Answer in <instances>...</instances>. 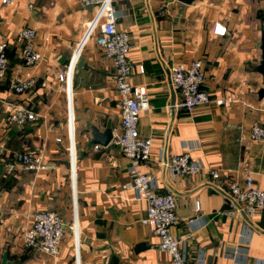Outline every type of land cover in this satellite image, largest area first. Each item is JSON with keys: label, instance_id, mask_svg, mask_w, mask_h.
Wrapping results in <instances>:
<instances>
[{"label": "crops", "instance_id": "1", "mask_svg": "<svg viewBox=\"0 0 264 264\" xmlns=\"http://www.w3.org/2000/svg\"><path fill=\"white\" fill-rule=\"evenodd\" d=\"M112 4L117 28L129 33V81L143 86L148 96L138 124L140 136L151 139L150 160L142 169L152 176L156 192L174 194L179 221L171 230L182 239L185 261L264 264V207L249 218L229 212L223 194L211 187L209 174L212 167L229 181L242 182L249 173L264 189V140L250 138L253 122L264 126V100L256 93L263 86L256 67L264 0ZM95 14V8L79 0H0V42L7 45L9 63L0 83V161L20 151H41L55 165L39 172L18 167L9 175L12 187L0 190V240L6 227L14 231L21 226L24 231L34 211H56L66 225L56 257L26 247L22 232L21 253L13 257L7 251L11 264H105L111 254L120 264H170L157 236L141 223L147 202L122 186L128 180V159L113 140L93 143L91 127L99 132L109 127L115 136L121 123L114 69L94 42ZM217 21L227 28L223 37L212 35ZM24 28L35 31L34 44L43 57L38 65L24 66L18 57ZM72 58L78 59L67 86L57 74ZM193 60L201 61L202 88L211 101L187 113L172 107L180 95L170 83V70ZM27 79L32 81L28 90L12 92V81ZM11 103L32 109L37 119L9 126ZM164 147L168 153L187 150L202 170L171 175L159 163ZM195 201L200 203L198 211ZM25 254L27 260L16 262Z\"/></svg>", "mask_w": 264, "mask_h": 264}, {"label": "built area", "instance_id": "2", "mask_svg": "<svg viewBox=\"0 0 264 264\" xmlns=\"http://www.w3.org/2000/svg\"><path fill=\"white\" fill-rule=\"evenodd\" d=\"M13 1L1 0V3L11 4ZM79 1L85 7L96 9L92 29L97 27L98 33L94 37V42L102 49L104 56L111 61L114 69L113 83L121 97L120 131L115 132L112 140L129 161L128 180L122 186L132 189L137 200L142 199L147 202L145 216L141 218V223L148 225L157 236L158 247L169 256L170 264H188L181 248L182 239L175 236L171 230L179 221L174 194L156 192L152 176L142 169V165L150 160L151 139L140 136L138 124L141 111L148 105V96L143 86L132 85L129 81L131 74L129 33L117 28L113 0ZM211 32L213 36L223 37L227 33V28L217 21L213 23ZM19 34L24 41L18 53L21 63L24 66L38 65L43 57L34 44V29L24 28ZM6 47L5 42H0V83L5 79L8 69ZM77 59L73 61L72 58L68 65L57 74L58 80L65 82L67 86L72 84ZM140 71H143V66H140ZM204 79L205 73L200 60H193L189 64L173 65L170 70V83L178 91L180 98L173 103L172 107L189 113L196 107L210 102L208 92L202 88ZM31 84L32 81L29 79L14 80L10 84V89L20 94L28 90ZM216 102L219 103L220 100ZM7 111L9 126H21L37 119V113L25 105L11 103ZM250 138L264 140V126L253 122ZM56 140L60 141V138ZM99 147L97 144L93 146L94 150H98ZM159 163L171 175H192L202 170L200 163L193 159L187 150L181 153H168L167 148L164 147L160 152ZM74 164L75 162L72 161L71 177L73 170L75 173ZM0 166L5 175L12 174L18 167L33 172L55 169L54 163L45 160L41 151L17 152L11 160H1ZM209 174L212 181L211 187L223 194L225 202L229 205V212H241L249 218L264 207V189L254 184L249 173L244 176L242 182L229 181L219 170L212 167L209 169ZM194 207L196 211L200 209L199 201L194 202ZM65 226L64 219L56 211H34L29 226L23 232V243L28 248L37 249L48 257L54 258L65 237Z\"/></svg>", "mask_w": 264, "mask_h": 264}, {"label": "water", "instance_id": "3", "mask_svg": "<svg viewBox=\"0 0 264 264\" xmlns=\"http://www.w3.org/2000/svg\"><path fill=\"white\" fill-rule=\"evenodd\" d=\"M179 1L184 3H190L192 0H179ZM258 47L260 49V60L256 67V70L262 75L263 86L260 87L256 93L259 99L264 100V30L261 31L260 42L258 44ZM91 135L93 138V143H100L102 145H107L113 138L112 129L109 127L102 132H99L95 127H91ZM0 151H1V147H0ZM0 197H1V193H0ZM224 207L226 209H229V205L226 202ZM0 264H11V260L8 258L7 250H4L2 252L0 258ZM105 264H120V262L116 255L111 254L106 259Z\"/></svg>", "mask_w": 264, "mask_h": 264}, {"label": "rangeland", "instance_id": "4", "mask_svg": "<svg viewBox=\"0 0 264 264\" xmlns=\"http://www.w3.org/2000/svg\"><path fill=\"white\" fill-rule=\"evenodd\" d=\"M0 223H1V226L4 227V224H2L1 220H0ZM21 228L22 227L19 226V228H17L18 230H14V231L9 227H6L5 229H3L2 239L0 240V258H1L2 252L8 249L12 251L11 255H13V257H17L19 253H21L23 248L18 244L21 233L24 232L22 231Z\"/></svg>", "mask_w": 264, "mask_h": 264}, {"label": "trees", "instance_id": "5", "mask_svg": "<svg viewBox=\"0 0 264 264\" xmlns=\"http://www.w3.org/2000/svg\"><path fill=\"white\" fill-rule=\"evenodd\" d=\"M6 54H7V51H6ZM7 159H9V158H7ZM9 175H11V174H9ZM9 175H5L2 167L0 166V190L2 188L9 189L12 187L14 182H13L12 178L9 177ZM27 259H28V255H26V254L21 255V257L19 259H16V262L22 263Z\"/></svg>", "mask_w": 264, "mask_h": 264}]
</instances>
